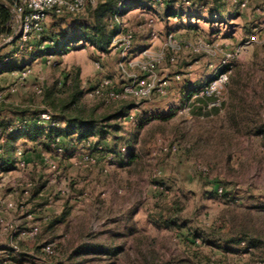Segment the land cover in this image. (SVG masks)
<instances>
[{
    "label": "rangeland",
    "instance_id": "1",
    "mask_svg": "<svg viewBox=\"0 0 264 264\" xmlns=\"http://www.w3.org/2000/svg\"><path fill=\"white\" fill-rule=\"evenodd\" d=\"M175 1L176 10L203 17L175 20L171 28L188 43L204 39L237 48L262 23L255 12L261 0H251L247 9L218 0V20L212 10L204 13L198 8L200 0H192L191 6ZM144 10L135 9L125 17L137 35L134 53L149 48ZM86 19V15L51 16L45 40L31 53L5 63L18 68L30 65L33 76L17 94L2 88L0 114L8 120L0 116V123L16 121L21 111L49 110L58 117L61 100L67 98L61 91H70L78 75L83 92L79 105L87 117L95 113L98 129L90 145L77 138H62L57 145L55 138L54 146L45 136L33 142L25 135L7 146L6 157L17 163L21 151L28 164L23 168L17 163L0 173V264H264V250L245 253L236 245L237 252L225 253L219 247L226 244L217 238V230L228 226L231 217L241 218L252 210L258 218L262 216L258 210L264 208V31L259 42L232 63L227 109L214 119H200L194 108L189 120L184 107L193 89L215 76L210 63L218 64V58L187 51L177 65L160 67L159 74L167 78L192 73L166 97H96L92 92L104 78L113 79L116 87L123 84L118 53L100 52L84 43L59 50L63 37L71 39ZM161 22V29L169 23ZM167 35L151 45L154 51L162 48ZM52 41L57 46L49 45ZM8 82L5 77V85ZM40 84L50 94L47 99L37 94ZM233 93L245 98L237 100ZM241 105L252 113L239 114L236 128L230 111ZM173 145L177 152L170 151ZM130 153L139 155L137 163L128 165ZM86 155L98 163L81 166ZM44 156L55 162V169ZM220 186L226 196L218 194ZM40 192L43 196L38 197ZM54 217L55 228L47 229ZM35 227L38 233L31 235ZM50 245L53 254L44 252Z\"/></svg>",
    "mask_w": 264,
    "mask_h": 264
},
{
    "label": "built area",
    "instance_id": "2",
    "mask_svg": "<svg viewBox=\"0 0 264 264\" xmlns=\"http://www.w3.org/2000/svg\"><path fill=\"white\" fill-rule=\"evenodd\" d=\"M106 1V0H104ZM131 0H116L117 10L113 17L112 28L117 29V34L113 38L111 48L118 53L120 62L118 64L119 72L123 84L116 87L114 80L104 78L99 85L93 90L92 95L96 97H107L114 100H151L154 97H166L170 89L175 84L183 83L192 76V73L178 74L171 77H163L159 74V68L169 64L177 65L181 60V54L189 51L193 55H207L212 59L218 58V64L210 63V68L215 69V76L201 84L191 95V100L184 107V112L188 119L192 120V111L201 109L200 119L213 118L214 109H222L226 102V92L231 82L232 63L246 53L250 47L259 42V33L264 31V0L256 7V14L262 17V23L256 27L253 34L243 41L237 48L228 49L219 43L208 42L200 39L195 43H188L180 40L175 34L167 35L162 48L159 51H154L151 47L134 53L136 46V32L128 27L120 12L130 3ZM153 9L163 8L166 5V0H151ZM217 0H200L198 8L204 13H208L216 4ZM231 4H239L242 9H247L251 6V0H224ZM98 0H0V6H4L10 11L9 32L8 35L0 32V53L7 46H12L14 49L10 55H7L2 62L0 68L5 63L11 62L14 58L21 55L31 53L38 43L45 37L47 33V21L52 12L58 14H77L85 11L89 7H94ZM183 5L191 6L192 0H182ZM179 6V3L177 4ZM1 12V11H0ZM146 27L150 31L152 45L162 37V34L157 28V16L154 12L147 14ZM49 45H54L55 42H48ZM264 43V41H263ZM57 63V62H56ZM98 69H101L100 64H97ZM217 67L227 68L228 70H217ZM33 76V70L30 65H26L20 69L12 70L7 74H0V102L4 101L2 88L7 86L11 94H17ZM5 77L9 82L5 85ZM42 81V79H38ZM43 84L37 88V94H43ZM209 114V115H208ZM133 124L136 120L133 116L130 117ZM47 123L51 126L57 125L53 114L49 110L41 112L38 116V124ZM25 128V122L17 119L8 126L0 125V154H4L5 147L8 142L9 133ZM62 138L56 139V144L60 145ZM55 146V142L53 144ZM103 149L102 146L99 147ZM60 152L62 147H58ZM123 152L126 148L122 149ZM170 151L177 152V145H173ZM18 165L26 167L27 162L23 158V153H18ZM43 160L47 165L55 169V162L44 156ZM98 163V159L86 155L79 162L81 166L90 167ZM163 190V189H162ZM224 187H218V194H224ZM28 193V191H27ZM9 207H13L12 204ZM48 219V218H47ZM38 227L31 230V235L38 233ZM246 246V243H242ZM47 254H53L52 246H47L44 249Z\"/></svg>",
    "mask_w": 264,
    "mask_h": 264
},
{
    "label": "trees",
    "instance_id": "3",
    "mask_svg": "<svg viewBox=\"0 0 264 264\" xmlns=\"http://www.w3.org/2000/svg\"><path fill=\"white\" fill-rule=\"evenodd\" d=\"M167 3V14L166 19L169 18H176L181 19L184 17H188L189 19H199L203 18L199 14L192 12H185L183 10H176L174 5H176L175 0H166ZM218 0L216 1V4L214 8H212V16L214 20L219 19V15H221V9L218 6L220 4ZM152 1L151 0H131L130 3L126 6V8L123 9L122 12H120V16L124 17L128 15L130 12H132L135 9H145V10H151ZM0 32L2 34L8 35L9 32V21H10V11L8 8L4 6H0ZM118 13L117 10V3L116 0H98V3L94 7H89L85 11L77 14H58L56 12H52L50 14V17H63V16H80V15H86L87 19L85 23H81V31L75 32L74 35H72L71 39L67 40L66 35L63 37L62 43L60 44V49L67 48L68 50L69 46H72L74 44H81L84 43L86 46L91 45L93 48L97 49L100 52H108L111 48V44L113 41V38L117 34V29L112 28V21L114 15ZM49 17V18H50ZM190 29L197 28L196 25H189ZM47 37V33L45 37L41 40L44 41ZM55 42V41H54ZM57 42V41H56ZM55 42V44H56ZM57 46V44H56ZM5 58V57H3ZM3 60V59H2ZM26 66V65H25ZM24 67V66H23ZM20 69L16 66H3L0 69V74H4L6 72H10L12 70ZM225 70H228V67L225 68ZM234 81V78H233ZM198 88V87H197ZM194 88L193 92L197 89ZM62 94H66L67 98L65 100H61L60 103V115L56 118L54 117L57 125L51 126L47 123H40L38 124V116L40 113H35L31 111H21L17 112L16 115L19 117L18 119H21L25 122V128L20 130H15L11 133H9L8 142L5 147V151L3 156H0V173H3L4 171H10L13 166H15L16 160L11 159V157H6V148L11 143L15 142L17 138H20L21 136H29L31 138V141L38 142L42 136H45L47 138H50L55 142V138H68L70 140H74V138H77V140H80L82 142L87 143L90 145L92 143L91 138L94 133H96V130L98 129V121L95 119V113L92 111L88 114V117L85 115L87 113L84 111L83 108L80 107L79 103L81 101V98L83 96V92L80 90V84H79V78L78 75L73 80V85L69 90L61 91ZM233 97L237 98L236 93H233ZM44 97V99H47L50 97V94L46 92V90H43V94L41 95ZM200 114L202 113V110H197ZM212 113L217 114L219 113V109H214ZM241 116H243L242 113L239 112ZM230 114V119L232 120L234 126L238 128V120L237 116L239 115ZM209 115V114H208ZM12 124V122L7 123H0L2 126H8ZM63 125L64 127H60L59 125ZM264 137V135L262 134ZM264 144V141H263ZM102 146L104 149V145H99V147ZM130 152V151H127ZM131 155L128 157V165H132L134 163H137L139 160V155H134L130 153ZM1 155V154H0ZM11 168V169H10ZM164 193V192H163ZM224 196L227 195V192L224 191ZM261 213V217L255 218L252 210H247V214L241 218L238 216L231 217L228 221V226L224 224V226L221 227V229L217 230L219 234H217V238L220 242H224L225 247H219L220 249H223L225 253H232L237 252V250L233 249V246L246 243L247 247L246 250H264V209H259ZM68 214V212H65ZM50 222V221H49ZM55 217L53 220L48 224L47 229H53L55 228L56 224ZM228 227V231H224L225 233H222L224 229Z\"/></svg>",
    "mask_w": 264,
    "mask_h": 264
},
{
    "label": "crops",
    "instance_id": "4",
    "mask_svg": "<svg viewBox=\"0 0 264 264\" xmlns=\"http://www.w3.org/2000/svg\"><path fill=\"white\" fill-rule=\"evenodd\" d=\"M166 5H167V3H166ZM165 5V6H166ZM152 7V6H151ZM161 9V8H160ZM231 10H229L228 12H230ZM133 12V11H132ZM132 12H130V13H132ZM152 12H155L156 13V16H157V28H158V30L160 31V33L161 34H170V33H173V34H175V31H173V29L171 28L172 26H173V24H174V22H175V20H178V19H176V18H169V19H166V14H167V6H166V8L165 7H163L162 8V11L161 10H159V8L158 9H153V7L151 8V10L150 11H148V10H144V15L146 16L147 14H151ZM125 17L126 16H124V17H122V19H123V21H124V23L127 25V23H126V21H125ZM184 19V18H183ZM161 20L162 21H165V22H169L168 24H165V26H163L162 27V29L159 27L161 24H162V22H161ZM128 26V25H127ZM160 28V29H159ZM148 30V32H149V34H150V31H149V29H147ZM176 35V34H175ZM136 43H137V41H136ZM152 45V40H151V37H150V35H149V39H147V41H146V44H145V46L146 47H150ZM13 47L12 46H7V47H5L3 50H2V52L0 53V56L1 55H4V57H6L7 55H10L11 53H12V51H13ZM14 59H16V58H14ZM13 59V60H14ZM3 60H4V58H3ZM3 60H1L0 62H2ZM8 64V63H7ZM4 66H9V65H4ZM1 69V68H0ZM8 72H6V73H4V74H7ZM229 98V97H228ZM243 98H245L244 96H242L241 94H239L238 93V95H237V100H240V99H243ZM246 98H247V96H246ZM227 107H228V105H226L225 107H223L222 109H219V113H217V114H215L214 113V117L212 118V119H214L215 117H217V116H220L223 112H224V110L225 109H227ZM224 109V110H223ZM239 112L240 113H242L243 115H245V114H248V113H252V111L250 110V109H246L245 108V106H236V108L235 109H233V111L231 110L230 111V114H235V115H237V114H239ZM0 116H3L2 118L5 120V121H7L8 119L6 118V116H4V113L2 112L1 114H0ZM237 120H238V122H239V119L237 118ZM232 123V125H233V127H235L234 126V124H233V122H231ZM239 125H238V128H240V122L238 123ZM261 190H264V189H261ZM39 192V191H38ZM38 197H41V196H43V193H39L38 195H37ZM262 209H264V208H262ZM242 244H239V245H237L236 246V248H240V250L239 251H243V252H248V250H246V248H242V246H241ZM245 252V253H246ZM252 252V251H251ZM248 254V253H247Z\"/></svg>",
    "mask_w": 264,
    "mask_h": 264
}]
</instances>
